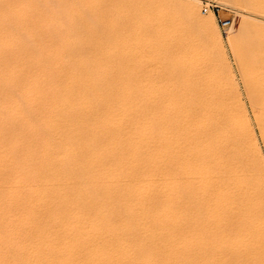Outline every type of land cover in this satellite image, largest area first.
Listing matches in <instances>:
<instances>
[{
    "label": "bare ground",
    "instance_id": "1",
    "mask_svg": "<svg viewBox=\"0 0 264 264\" xmlns=\"http://www.w3.org/2000/svg\"><path fill=\"white\" fill-rule=\"evenodd\" d=\"M177 1L178 9L173 11L169 20L174 25L169 32L175 35L174 38L165 43L167 27H163L162 23V27L150 29L151 36L163 40L167 45V51L163 49L164 53L159 52L165 57L156 55L163 59L158 62V67L155 65L156 71H153L156 68L152 69L155 79L153 83L148 81L150 84L144 80L149 74L141 69L137 73L139 79L125 77L135 74L132 63L120 69L119 73L123 77L96 79L89 76L102 75L106 70L108 72L107 67L104 68L105 64L102 67L99 65V68L92 66L91 71L77 66V71H80L77 72L74 66L63 61L33 62L22 47H0V264H178L172 251L176 248L177 239L172 250L166 244L169 239L170 213L167 206L170 205L166 204L169 189L166 192L167 172L161 158L165 149L161 146L155 149L152 144L154 139L148 118L153 107L156 104L159 106L161 101L160 107L165 109L168 106L169 109L172 104L167 103L176 100L178 106L175 111L180 110L187 115L188 119L178 136L182 150L173 155L172 161L190 157L191 162L200 169L210 168L209 182L202 185L203 192L198 196L200 200L208 195L209 201L211 191L217 194L224 192L230 178L226 177L223 166L226 155L220 152L221 149H215L216 144H212L216 136L215 129L203 125L206 113L210 114V103L193 101L196 94L194 97L190 96L193 93L188 95L182 87L184 83L170 78L166 70L168 61L181 52L182 35L185 33L200 31L211 43H220V36L212 19L198 14L197 0ZM243 1L247 7L244 22L249 25L248 33L241 40L231 41V44L238 51L239 68L243 73L250 106L253 107L254 123H257L258 133L264 142V0ZM138 43L131 44L123 56L132 61L139 58L142 49ZM152 51L156 53L159 50ZM38 55L48 59L63 57L49 52ZM154 85L168 87L166 94L163 93L160 101L155 100L156 104L152 107L153 98L150 99L147 89ZM139 90L146 94H141ZM230 98L226 100H230L229 106L225 100L218 102L219 105L212 101V109L220 111L226 104L231 107V120L238 129L239 144L248 148L258 163L260 155L257 153L256 140L244 110L240 109H243L239 104L240 98L235 94ZM160 107L155 109L159 111ZM197 115L200 118L192 123V132L185 135L184 139L183 133ZM213 117H216L214 113ZM154 150H157L159 157L155 167L157 186H154ZM258 170L260 175H264V168L259 167ZM195 176L199 179L203 177L201 171H197ZM237 214L233 212L229 217L226 215L227 222L223 225L228 233L238 234L246 241L251 234L247 228L241 229L243 226H240ZM208 216L210 219L211 216ZM178 223L181 224L180 221ZM189 227L188 230L191 229ZM258 244V248L264 250V239Z\"/></svg>",
    "mask_w": 264,
    "mask_h": 264
},
{
    "label": "rangeland",
    "instance_id": "2",
    "mask_svg": "<svg viewBox=\"0 0 264 264\" xmlns=\"http://www.w3.org/2000/svg\"><path fill=\"white\" fill-rule=\"evenodd\" d=\"M243 2V0L239 2L235 0H197L198 14L203 18L212 19L217 27L221 42L211 43L210 40H208L209 38L200 31L190 32L191 34L187 32L188 34L185 33L182 35L183 44L181 52L175 58L171 59L170 62L168 61L166 67L167 73L170 74V78H174L176 82L181 81L184 83L182 87L185 91L187 90L188 95L193 93L190 96L194 97L193 95L196 94L195 98L192 99L193 101L196 100V103L203 102L204 104L210 103V114H208V112L206 113L205 118H203V125L205 124V127L208 126L211 130L215 129L214 132L216 136L212 144H216L215 149L218 151L221 149L220 152L226 155V160L223 159V166L226 171V177H229L231 182L226 186L227 192L225 189H223L224 192H218V194L216 191H211L210 197L212 200L210 199L209 201L207 199L208 195H205L201 200L198 198L201 192H203V186L208 181L210 168L204 167L200 169L199 166L191 162L190 157L186 160L172 161L173 155L175 153L178 154L180 150H182L179 144L181 141L178 136L182 132L181 127H183L186 119H188L187 115H185L183 111H175L176 106H178L176 105V100H171V103H167L172 104L169 105V109H167L168 106L165 107V109L164 107H160V98L163 96V93L167 91V85L164 87H160L161 85L149 86L151 90L149 88L147 89V91H149H146L147 94L150 93V99L153 98V100H151V104L153 103L152 107L156 104L155 100L160 101L158 104L159 106H157V104L156 106L161 109L159 108V111H157L158 109L154 105L155 107H153L151 113L152 116L150 114L148 120L153 133L154 140H152V144L154 148L156 149V147L161 146L165 149L161 158L167 172L165 189L166 192L167 189L170 190L167 192L170 197L167 195L168 202L166 203L170 205V207L167 206L168 214H170L168 215L169 239L166 244L169 245L167 247L171 250L176 246L172 251L175 252L173 253L176 256L174 259L178 264H183V262L185 264H264V253H262L264 250L258 248L260 247L258 246L259 241L264 239V226H262L264 225V221H262L264 220V205H262L264 204V175H260L258 170L259 167L264 168V142H262L258 133L257 123H254L256 121L253 107H251L252 105L250 99H248L249 96L246 93L245 84L243 83V73H241L242 71L239 68L240 57L238 51L231 44V41L235 39L241 40V38L248 33L249 25L244 22V13L247 11V7ZM177 5V0H0V47H22L27 53L26 55H29V60L33 62L49 63L63 61L64 63L71 64L75 69L81 67L82 70L85 71H89L95 66V68H99L101 65L104 66L105 64L104 68L107 67L108 72L106 70L102 75L98 73L89 76L92 78L97 77L96 79L123 77L119 73L121 72L120 69L122 70L123 66L132 63L135 66L134 69H136L134 70L135 74H129L125 77L139 79L140 76L138 74L142 70L149 74L147 77H144V80L146 81L145 83L150 84L149 82L153 83L155 79L154 75H152L153 71L157 70L158 62L160 63L163 59L159 57L162 55L161 53L159 55V52L161 51L164 53L163 51L166 50L168 40L175 36L169 33L172 31V26H174L172 21L169 20L171 18L170 15L177 11ZM132 19H134V22ZM226 21H228L227 24H221ZM161 23L163 27H167H165L167 31V35L165 36L166 44H164L163 40L155 39L150 33V29L154 26L160 27ZM136 31H139V33ZM6 42H8V44ZM135 42H139L138 45L142 50L139 52V58L132 61L125 58L123 54H125L126 50L132 46L131 44L134 45ZM154 49H157V51L159 50L156 52L158 54L152 51ZM67 50L68 52L71 51L73 54L71 52L68 53ZM46 52L51 53V55L55 53L61 56L65 53L66 56L64 54L62 58L49 57L48 59L47 57L45 58L44 55V58L41 57L42 55H38ZM156 55L159 56L156 57ZM163 55L162 57H165ZM152 69L155 70L152 71ZM139 91L141 94H146L142 90ZM234 94L240 98L239 104L241 103L242 105L240 104V106H243V109L242 107H240V109L244 110L243 113L246 119L249 120L247 121L252 129L254 140H256L257 153L260 155V161L258 163V160L255 161L256 159L250 153V150L246 147L243 148L244 146L242 147V145L239 144V134L236 133L238 129L231 120V107H227L230 100H228V102L226 101ZM218 96L224 98L221 99ZM223 100L227 103L226 105L224 104L226 109L223 107L226 113H224L223 109V111H218L215 108L212 109L213 103L219 105L218 102H222ZM212 101L216 102L211 104ZM173 104H175V107ZM214 106L215 104L213 107ZM214 109L216 112H214ZM153 111L156 112L153 113ZM217 112H220L221 115H219V113L217 114ZM213 113L216 117H213ZM197 116L194 118V121H191V125H189L186 132L183 133L184 139L185 135L191 134L193 129L192 123L200 118V115ZM211 116L212 118H210ZM139 123L140 122H138V124ZM231 123L233 125H230ZM211 125L213 127H210ZM217 141L218 143H216ZM184 149H186V147ZM156 151L157 150H154L153 153V159L155 161L153 173L155 171L157 172V168L155 167L156 161L159 159ZM197 171L202 172V178L199 179V177L197 178L195 176ZM156 172L154 173L156 182L154 186H157ZM174 179L176 180L174 181ZM171 181L173 183H171ZM174 182L176 183L174 184ZM224 185H226V183ZM176 188L178 192H176ZM155 190H157L156 187ZM257 190L260 192H257ZM226 193H228V195H226ZM214 195H217L215 196L217 197L216 199H214ZM258 195H260V197H258ZM172 196L173 198H171ZM229 197L232 198L229 199ZM221 198H223V200ZM171 201H174L175 204ZM213 201H215V203ZM180 202L182 203L181 206L184 204L183 208L180 206ZM209 205H211V207ZM234 205L237 206L235 207ZM214 207H216V209ZM233 207L238 210H234ZM225 208H227V211ZM198 210H200L201 213ZM214 210L215 215L214 213H209ZM216 210H218V213ZM239 210L241 211L239 212ZM229 211L232 212L230 213ZM233 212L238 213L237 215L241 222L240 226H243L241 229L243 230L244 228L245 230V228H247V231H249L252 236L246 241L238 234L228 233L224 227L227 222L226 217L231 216ZM208 215L211 216L210 219ZM179 221L181 224L178 223ZM197 222L199 224H196ZM218 226L219 228L217 230ZM174 227L176 228L174 229ZM188 227L191 229L188 230ZM194 227L196 229H194ZM197 229H199L200 232ZM191 231L192 233H190ZM233 235H236L235 238L232 237ZM194 236L196 238L198 237V239L195 240ZM230 237H232V239ZM172 241L173 243H171ZM175 242L176 245L174 246ZM189 245L191 248H189ZM185 246L186 248H184ZM193 255L195 256L193 257ZM178 259L183 262L181 263ZM157 260H163V258H157Z\"/></svg>",
    "mask_w": 264,
    "mask_h": 264
},
{
    "label": "built area",
    "instance_id": "3",
    "mask_svg": "<svg viewBox=\"0 0 264 264\" xmlns=\"http://www.w3.org/2000/svg\"><path fill=\"white\" fill-rule=\"evenodd\" d=\"M228 23V21H226V22H223V23H221L222 25H224V24H227Z\"/></svg>",
    "mask_w": 264,
    "mask_h": 264
}]
</instances>
